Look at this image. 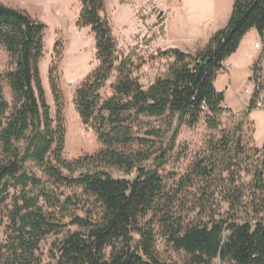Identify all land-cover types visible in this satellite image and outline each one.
<instances>
[{"label": "trees", "instance_id": "obj_1", "mask_svg": "<svg viewBox=\"0 0 264 264\" xmlns=\"http://www.w3.org/2000/svg\"><path fill=\"white\" fill-rule=\"evenodd\" d=\"M81 6L77 25L94 33L99 65L74 103L102 148L68 158L63 92L51 76L54 119L40 73L47 26L0 2V45L9 56L0 71V264H180L161 258L159 238L188 255L184 264H264V145L245 130L259 90L184 173L160 171L182 126L219 130L231 111L215 82L252 28L264 38V0H234L228 23L195 51H160L171 61L148 86L134 62L118 56L106 0ZM60 234L46 261L42 243Z\"/></svg>", "mask_w": 264, "mask_h": 264}, {"label": "rangeland", "instance_id": "obj_2", "mask_svg": "<svg viewBox=\"0 0 264 264\" xmlns=\"http://www.w3.org/2000/svg\"><path fill=\"white\" fill-rule=\"evenodd\" d=\"M5 4L26 10L33 17L46 24L44 55L40 61V73L51 107V115L57 118V106L51 87V76L58 78L63 92V116L66 127L65 156L76 158L93 154L102 148L95 130L82 122L74 103L78 85L98 65L95 35L90 27H80L77 19L81 12V0H0ZM232 0H106L105 15L109 18L118 44L120 59L128 58L136 66L135 75L148 86L155 78L166 72L169 58L160 57L159 52L177 47L195 51L204 43L196 39L198 33L211 25L210 18L217 15L221 22L230 13ZM212 18L211 20H213ZM9 67L7 51L0 45V71ZM112 78L111 81H113ZM218 87L226 90V106L231 107L222 117L219 130H209L204 122L189 127L182 126L175 149L169 161L160 168L163 175L172 172L184 173L198 151L207 146L213 136H219L224 128L233 126L235 119L242 117L239 97L243 88L235 91L225 88L224 78L218 80ZM253 84V79H251ZM250 85V84H248ZM247 85V86H248ZM250 89V88H249ZM251 90V89H250ZM6 96L11 99L8 87ZM252 97V94H249ZM233 108V109H232ZM157 126L165 124L162 119H152ZM247 136L252 135L255 145V124L248 116ZM157 141V140H156ZM159 142V141H157ZM164 144L168 138L163 140ZM264 145V144H263ZM117 177L123 173L114 171ZM70 192L71 190H66ZM76 229L75 226L71 227ZM60 235H51L42 243L44 259H50V249ZM157 247L162 259L184 264L188 255L168 245L163 238ZM214 264H221L215 260Z\"/></svg>", "mask_w": 264, "mask_h": 264}, {"label": "crops", "instance_id": "obj_3", "mask_svg": "<svg viewBox=\"0 0 264 264\" xmlns=\"http://www.w3.org/2000/svg\"><path fill=\"white\" fill-rule=\"evenodd\" d=\"M234 0H232L233 8ZM232 8L230 13L221 22L217 21V15L210 18L211 25H209L205 30H202L196 36V39L201 43H208L211 36L220 28H223L229 21ZM214 18L213 20H211ZM262 36L256 28H252L242 39L238 50L232 54L229 58L224 61L223 68L219 71L215 85L216 87L223 91L224 87H218V80L224 78L227 85L225 88L229 87L235 91H239L241 88L244 89L249 87L253 89V84L251 79L254 74V65L260 61L263 56V51L256 47V44L260 43ZM250 84V85H248ZM248 85V86H247ZM225 96H226V90ZM239 102L242 106L241 111L247 110L251 96L244 92L243 95L239 97ZM226 103V101H225ZM231 109L230 106L227 105ZM233 109V108H232ZM250 119L255 124V141L258 147H262L264 144V107H255L249 113Z\"/></svg>", "mask_w": 264, "mask_h": 264}, {"label": "built area", "instance_id": "obj_4", "mask_svg": "<svg viewBox=\"0 0 264 264\" xmlns=\"http://www.w3.org/2000/svg\"><path fill=\"white\" fill-rule=\"evenodd\" d=\"M257 48H260L263 51V56L260 58V71L258 72L257 77H253V89L247 88L245 92L247 94L254 93L255 90H259V98L257 99V107H264V38L261 42L256 44Z\"/></svg>", "mask_w": 264, "mask_h": 264}]
</instances>
